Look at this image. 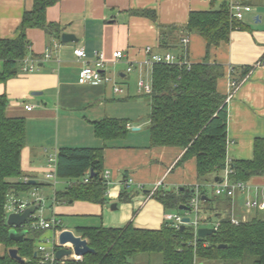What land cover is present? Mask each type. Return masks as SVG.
<instances>
[{
  "label": "crops",
  "instance_id": "1",
  "mask_svg": "<svg viewBox=\"0 0 264 264\" xmlns=\"http://www.w3.org/2000/svg\"><path fill=\"white\" fill-rule=\"evenodd\" d=\"M34 3L35 0H0L1 40H13L19 36L24 14L33 10ZM223 5L228 6L227 0H59L47 10V22L59 24L63 33L74 35L78 43L64 44L40 29L27 31L31 43L29 54L20 62L19 74L0 84V96L5 95L9 101L5 112L7 118L26 121V146L21 160L23 175L19 181L33 185L29 192L10 197L8 216L15 212L16 202L25 204L26 208L40 205L31 222L19 229L21 232L30 226L42 232L34 244L40 264V246H45L47 253L55 252V257L60 249H73L70 244L60 245L59 237L64 231H72L84 239L79 229H121L131 224L139 230H160L170 224L167 216L180 215L172 211L176 209H166L152 198L157 189L179 193L181 188L197 189L202 185L208 196H218L216 186L226 177L227 168L231 172L230 182L238 183L231 181L232 171L227 167L219 181L213 177L201 184L196 158L181 164L182 149L151 147L150 136H140L142 126L130 122L128 115L131 114H122V106H129L130 99L147 96L139 92L140 79L152 85V67L145 64L149 58L148 48L154 55L171 53L192 64L208 60L224 69L217 88L227 97V159L230 163L253 160L255 141L264 138V73L255 67L264 58V0L249 2L252 12L245 15L240 28L231 32L229 41L218 47L209 48L207 41L197 33H185L191 13L210 12ZM146 10L156 12L157 22L132 13ZM160 26L180 29L179 33L168 35L169 47L161 45ZM185 38L189 40L187 45L182 43ZM76 49H84L87 62L102 55L112 82L107 85H80L78 76L84 63L75 55ZM117 51L124 53L120 63H116L113 57ZM131 65L132 72L128 73ZM4 69L5 62L0 60V74ZM115 86L123 89V93H115ZM126 93L125 98L117 101L118 96ZM104 118L128 121L129 133L124 139L125 144L114 142L109 145L96 137L92 122ZM136 128L139 130H134ZM62 148L103 149L104 172L109 173L105 204L56 201L58 192L78 184L47 178L49 160L57 157ZM242 183L246 188L236 190L232 197L218 196L231 206L223 205L219 210L229 212L231 222L232 219L247 222L256 215L264 218V210L247 207V203L254 200L264 203V175ZM125 189L131 200L121 202ZM197 190L195 194L198 192L200 195ZM44 194L52 197L50 219L62 222L59 232L35 228L38 219L50 220L39 214L45 206ZM30 196L32 200L28 201ZM200 202L197 236L191 225L193 220L189 224L194 228L195 238H201L198 236L200 229L220 226L219 217L204 212L201 195ZM114 204L117 205L116 210L111 209ZM189 211H184L183 219H192ZM18 243H0V258L10 257L11 249H17L19 253ZM23 260L27 262L26 258ZM66 261L82 262L73 254L57 260L55 264H65Z\"/></svg>",
  "mask_w": 264,
  "mask_h": 264
},
{
  "label": "trees",
  "instance_id": "2",
  "mask_svg": "<svg viewBox=\"0 0 264 264\" xmlns=\"http://www.w3.org/2000/svg\"><path fill=\"white\" fill-rule=\"evenodd\" d=\"M58 2L35 0L33 10L24 14L19 36L13 40L0 39V60L5 62L0 84L19 74L20 62L28 56L31 46L27 38L29 29L43 30L49 37L61 40L63 28L47 22V10ZM132 13L157 22L155 11ZM240 25L231 17L228 6L223 5L210 12L191 13L185 33H197L207 41L209 48L218 47L229 41L231 32ZM179 31L175 27L160 26L161 45L169 47L168 35ZM223 76V67L208 60L192 64L190 68L155 65L152 67V93L146 96L151 108L148 118L151 147L182 149L181 164L196 158L201 184L213 177L221 179L227 167L232 171L230 178L233 182H247L264 175V138L255 141L253 160L230 163L227 159V97L220 94L217 88ZM8 103L5 95L0 96V243L6 245L14 243L9 239L11 228L7 225L9 199L33 188L28 182L19 181L23 175L21 160L26 146V121L7 118ZM92 124L96 137L105 144L123 140L129 133L128 121L123 119L104 118ZM103 153V149L88 148H62L58 151V178L78 184L58 192L55 197L57 202H107ZM91 173L94 177H90V182H82ZM197 189L187 188L179 193L157 189L152 198L166 209L178 210L180 206L188 205L195 191H199L204 212L219 217L220 226L216 233L195 238L192 226L182 230L170 224L160 230H139L131 224L121 229L82 228L79 233L95 252L86 255L82 262L66 261L65 264H135L139 254H161L163 264H264V218L256 215L247 222L234 225L231 214L219 210L227 205V200L208 196L202 185ZM130 200L131 196L125 189L120 201ZM27 230L30 236L18 243L19 256L26 258L27 262L21 263L6 256L0 258V264H40L35 256L34 244L42 232L30 226Z\"/></svg>",
  "mask_w": 264,
  "mask_h": 264
},
{
  "label": "built area",
  "instance_id": "3",
  "mask_svg": "<svg viewBox=\"0 0 264 264\" xmlns=\"http://www.w3.org/2000/svg\"><path fill=\"white\" fill-rule=\"evenodd\" d=\"M251 0H227L228 2V8L231 14V17L241 22L245 15L247 13L252 12V7L249 5V2ZM189 42L188 38H185L182 40V43L184 45H187ZM147 54L149 55V58L146 60L145 64L149 67H154L155 65H179V66H187L191 67L192 63L178 58L175 55L171 53H167L165 55H154L152 54V49H147ZM75 55L78 59H80L84 66L79 72L78 76V83L80 85H107L112 82V78L110 76V73L107 72L106 66H105V59L102 55H99L94 61L87 62L86 60V53L84 49H76ZM116 63H120L124 58V53L122 51H117L113 55ZM133 65L129 66L128 73L132 72ZM256 68H261L264 73V58L261 59V61L257 62L255 65ZM32 69V68H31ZM139 92L143 93L145 95H150L152 93V85H148L144 79H140L138 82ZM233 87L236 88V84H233ZM115 93H123V89L119 88L118 86L114 87ZM28 110H31L32 107H27ZM49 170L47 173V178L49 180L56 181L58 178L57 175V157H51L49 160ZM230 170L226 169V177L222 182L216 186V195L218 196H228L232 197L236 190H244L246 188V184L242 182L238 183H231L229 180ZM103 179L105 184H109V173L104 172L103 173ZM27 182V181H26ZM90 182V179H85L84 183L88 184ZM200 195L198 192H196L194 198L191 200L188 207L190 208V215H195V221L191 222V225L196 230V236H197V229H198V220H199V213H200ZM247 207L249 209H260L264 210V203H260L257 200L250 201L247 203ZM26 208L25 204H19L16 202L14 210L15 212L21 213ZM167 220L172 222L175 221L174 224H172L175 228L180 229L182 227L183 223V217L178 215H170L167 216ZM192 221V219H191ZM232 223L234 225H239L240 222L238 220L232 219ZM62 226V222L60 219H38V222L35 226L37 229L42 230H53L56 232H59L60 228ZM218 227H216L217 229ZM39 252L42 253V258L40 259L42 264H55L57 262L55 257V252L53 253H47L45 246L39 247ZM79 261L83 260V257L76 256Z\"/></svg>",
  "mask_w": 264,
  "mask_h": 264
},
{
  "label": "water",
  "instance_id": "4",
  "mask_svg": "<svg viewBox=\"0 0 264 264\" xmlns=\"http://www.w3.org/2000/svg\"><path fill=\"white\" fill-rule=\"evenodd\" d=\"M61 41L64 44L68 43H78L79 40L72 34L68 33H63L61 37ZM134 130H139V129H134ZM91 177H94V174L91 173ZM216 181H219V179H216ZM185 190L184 188H181L180 191ZM194 193V190H193ZM40 208V205H34L26 208L22 213L14 212L11 213L7 217V225L11 227L9 231V239L14 241V242H20L25 239V237L28 234L27 230H23L19 232V229H22L26 226V224L31 222L32 216L36 213V211ZM112 210L117 209V205L114 204L111 207ZM180 210L182 211H189V207L187 206H181ZM191 222L190 218H184L183 219V225H182V230L186 227V225H189ZM216 229H200L198 231V236L201 238L210 236L214 233H216ZM59 242L60 245H68L70 244L73 249H60L59 251L56 252V259L57 260H63L66 257L72 256L75 254L76 256L84 257L89 254H93L95 251L91 249L89 246V243L86 239H82L81 237L76 236L72 231H64L60 237H59ZM222 247V246H221ZM9 255L12 259L17 260L21 263H24L23 258L19 256L18 250L17 249H11L9 250Z\"/></svg>",
  "mask_w": 264,
  "mask_h": 264
},
{
  "label": "rangeland",
  "instance_id": "5",
  "mask_svg": "<svg viewBox=\"0 0 264 264\" xmlns=\"http://www.w3.org/2000/svg\"><path fill=\"white\" fill-rule=\"evenodd\" d=\"M126 95H127V93L125 95L118 96L117 97V101H120L121 99L125 98ZM130 100H131L130 101L131 104L129 106H122V108L124 109L122 114L123 113L124 114L125 113L131 114V116L128 115V117H130V122L133 123L134 125H141L143 132L140 133V136L146 138L149 135L148 118H149V114H150V110H151L149 99L146 96H139V97H133ZM133 101H139V102H133ZM130 133H135V132L130 131ZM114 142H119V143H124L125 144L124 139L123 140L113 141V142L111 141V142H108V144L110 145L111 143H114ZM203 190L205 191V189H203ZM44 196L46 197V199H45L46 201H45V204H44L45 206L41 209L39 214L42 215L44 218H49L50 219V216L52 215L51 214V207H50L52 197L51 196L48 197L47 194H44ZM27 198H28L27 199L28 201L32 200L31 196L27 197ZM202 206H203V204H202ZM172 211L179 213L180 216H184L185 215L184 211H179V210L178 211L177 210H172ZM191 218L194 221L195 220V215L191 214ZM174 223H175V221H172V222H170V225H172ZM135 264H163V257H162L161 254H153V255L139 254L136 257ZM204 264H209V263L208 262H204Z\"/></svg>",
  "mask_w": 264,
  "mask_h": 264
},
{
  "label": "bare ground",
  "instance_id": "6",
  "mask_svg": "<svg viewBox=\"0 0 264 264\" xmlns=\"http://www.w3.org/2000/svg\"><path fill=\"white\" fill-rule=\"evenodd\" d=\"M60 217V216H59Z\"/></svg>",
  "mask_w": 264,
  "mask_h": 264
}]
</instances>
